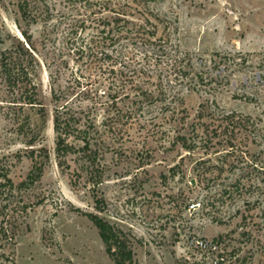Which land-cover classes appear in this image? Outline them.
<instances>
[{"label": "rangeland", "instance_id": "obj_1", "mask_svg": "<svg viewBox=\"0 0 264 264\" xmlns=\"http://www.w3.org/2000/svg\"><path fill=\"white\" fill-rule=\"evenodd\" d=\"M20 1L0 0V51L21 41L34 55L46 116L28 109L39 131L35 146L0 116V160L18 185L32 168L31 148L38 154L42 147L48 157L41 177L14 199L26 210L17 215L0 208V220L12 219L15 234L1 249L0 264H115L88 214L126 234L133 264H179L177 237L185 230L222 243L229 264H264V168L248 172L247 164L264 166V0L150 3L158 36L204 77L195 89L181 87L185 110L178 116L161 111L158 102L137 108V90L123 83L119 65L110 73L108 58L84 49L107 29L101 23L107 12L82 2L38 0L40 16L30 23L21 17ZM153 79L158 82L157 74ZM113 99L117 104L108 105ZM65 103L90 110L102 130L113 118L112 128L101 130L98 184L81 170L77 153L57 162L53 115ZM206 107L215 116H200ZM227 114L241 124L215 127ZM178 134L198 146L172 145ZM208 137L212 143L205 144ZM238 177L244 185L229 195Z\"/></svg>", "mask_w": 264, "mask_h": 264}, {"label": "trees", "instance_id": "obj_2", "mask_svg": "<svg viewBox=\"0 0 264 264\" xmlns=\"http://www.w3.org/2000/svg\"><path fill=\"white\" fill-rule=\"evenodd\" d=\"M70 1L82 2L85 9L91 8V10L96 5L99 12L109 14L107 17H101V23L104 26L107 25V29H100L101 36L96 40L93 38L88 41L86 43L88 47L84 49L88 48L94 54L108 58L107 69L110 73L115 72V65H119L121 68L119 72L125 81L123 83H131V87L137 90V108H151L154 103L158 102L161 111H170L177 116L184 112L185 109L180 107L183 101L181 87L187 88L188 86L189 89H195L196 86L204 82V77L190 69V63L185 55L177 51L172 52L167 41L158 36V26L155 20H158L159 17L150 7V3L156 0ZM38 2V0H21L18 3L21 17L30 23L35 22L40 16L36 10ZM137 13L140 17H135ZM22 34L25 37L24 31ZM26 37L28 38V36ZM2 41L0 34V43ZM104 46L108 49H103ZM37 66L38 63L34 55L21 41L13 44L9 49L0 51V116L7 117L15 123V129L27 138L29 146H35L38 143L39 131L28 109L35 110V113H38L41 118L46 116V109L40 102L37 92L35 79ZM163 68L167 70V75H164L165 83L161 77ZM154 74H157L158 82L153 81ZM153 85L154 87H150ZM179 103L181 104L179 105ZM107 104L114 106L117 103L113 99ZM204 112L215 116L216 111L214 108L206 107L200 112V116ZM223 119L227 121H223ZM112 121L113 118L104 122L103 125L110 129ZM221 121L215 127L222 126L225 122L241 124L240 121L234 120L232 114L224 115ZM106 127L105 130H102L97 126L96 119L90 110L75 111L68 103L57 105L53 115V130L56 134L54 150L58 164L65 163L69 155L77 153V158L82 161L81 170H88L94 181L93 184H98L100 175L94 172V169L99 157V142H105L102 139V131H106ZM77 142H81V144ZM203 142L205 144L212 143L210 137ZM177 143L189 151L198 146L197 140L188 139L181 134L172 140V145ZM30 150L29 155L33 160L32 168L26 179L18 185L9 176L7 165L2 164L3 162L0 160V208L7 207L11 213L15 212L17 215L26 209L24 205H20L14 199L17 198L22 188L29 187L41 177L45 158L48 157L47 153H44V156L41 155L42 147H39L38 154L34 148ZM247 164L252 167V170H248V172L260 171L264 168V166L258 167V164L251 159H248ZM247 169L244 167V170ZM240 185H244V183H241V179L238 177L229 186L228 194L231 195L233 186L238 192ZM3 198L7 201L2 203ZM97 202L100 204L104 200L97 198ZM11 203L13 206L10 208L8 206ZM88 216L97 227L106 251L114 259L115 264H133V250L126 234L98 215L88 214ZM14 241L12 219L8 217L5 222L1 219L0 254H3L1 249L5 248L8 243L13 244Z\"/></svg>", "mask_w": 264, "mask_h": 264}, {"label": "built area", "instance_id": "obj_3", "mask_svg": "<svg viewBox=\"0 0 264 264\" xmlns=\"http://www.w3.org/2000/svg\"><path fill=\"white\" fill-rule=\"evenodd\" d=\"M176 254L179 264H229L222 243L202 233L187 235V230L179 231Z\"/></svg>", "mask_w": 264, "mask_h": 264}]
</instances>
